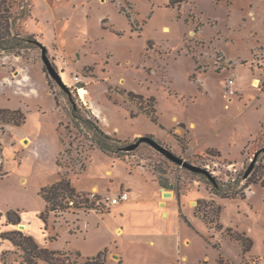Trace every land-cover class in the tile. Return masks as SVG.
I'll return each mask as SVG.
<instances>
[{
    "label": "rangeland",
    "instance_id": "1",
    "mask_svg": "<svg viewBox=\"0 0 264 264\" xmlns=\"http://www.w3.org/2000/svg\"><path fill=\"white\" fill-rule=\"evenodd\" d=\"M6 1L12 36H33L38 44L0 51V107L21 108L27 115L21 127L0 121V264L22 261V252L3 233L22 232L40 247L88 257L109 245L114 225L137 227L151 209V200L123 216L110 213L116 206L71 208L52 212L45 229L38 216L45 209L39 187L60 175L74 187H87L80 192L106 198L130 192L141 181L167 189L163 180L181 204L171 200L169 215L156 218L159 226L151 230L170 231L175 237L160 241L175 252L180 239L188 238L183 264H215L220 252L235 259L240 252L235 264H264V153L244 177L264 148V0H189L179 9L169 0ZM43 48L70 93L46 72ZM130 91L139 97L129 96ZM73 103L83 117L97 119L107 134L122 141L118 155L91 148L90 130L78 129L69 117ZM152 108L156 124L145 114ZM145 137L207 169L235 197L216 195L205 175L169 160L147 142L124 150ZM34 152L44 160L28 156ZM219 206L225 228L256 238L249 254L194 213H208L211 220ZM10 212L21 217L19 225L7 224ZM119 242L107 248V264H121L114 252ZM123 243L130 250L150 247L148 239L135 240L131 234Z\"/></svg>",
    "mask_w": 264,
    "mask_h": 264
},
{
    "label": "trees",
    "instance_id": "2",
    "mask_svg": "<svg viewBox=\"0 0 264 264\" xmlns=\"http://www.w3.org/2000/svg\"><path fill=\"white\" fill-rule=\"evenodd\" d=\"M216 2L230 3L231 0H215ZM189 0H169V5L172 8H181ZM10 6L7 5L6 0H0V51H14L16 48H27L28 44H38L33 36L23 39L16 38L12 36V25L13 17L10 13ZM12 20V21H11ZM27 43V45H24ZM129 96L139 97L132 91H130ZM142 98V97H140ZM155 109L145 111V114L150 118L153 123H157V117L155 116ZM71 121L74 126L80 129L82 126H86L90 130L91 135V148L95 147L106 155L119 154V151L123 149L122 141L116 136H111L107 134L99 125L97 119L85 118L81 115L80 109L73 103V108L69 113ZM91 117V116H90ZM27 115L20 109H11L8 107H0V121L4 124H13L17 127H21L26 123ZM96 122L95 123L93 122ZM3 148L0 142V176L2 174V158ZM260 157V156H259ZM257 158L256 164L259 161ZM255 164V165H256ZM57 165L63 167L59 160H57ZM6 175V174H5ZM202 175V174H199ZM60 178L56 180L51 185L44 186L39 190V196L45 201L47 207L44 212L40 214V219L45 226H48L49 216L52 212H59L71 209L69 201L76 200L79 198L80 194H85L84 192H78L77 189L72 185V181L69 177L65 175H60ZM264 187V182L262 183ZM214 193L222 198H234L236 193L227 192L222 189V184L217 182L214 185ZM161 186L167 189H171L167 183L163 180L161 181ZM232 193V194H231ZM78 202V201H76ZM201 203V202H199ZM78 206V204H77ZM218 213L216 216L210 220L208 213H201L198 209L196 214L202 218L205 223L210 227L215 229L217 232H221L227 236L231 241L239 244L241 251L244 255L251 252L254 246V240L248 236L246 232H240L233 228H225L221 224V207L217 208ZM181 217L188 222L187 218L183 214ZM22 219L19 215L14 212L7 214V224L17 226L21 223ZM1 237L12 243L13 246L17 247L22 252V261L20 264H39V262H44L45 264H107L106 253L107 249L99 252L95 256L84 257L81 252H69L63 250H53L46 247H40L34 238L30 235H24L22 232L11 231L1 234ZM216 248L220 249L218 244L214 245ZM6 252L3 253L5 256ZM122 264V261H119ZM216 264H235L232 260L228 259L222 252H220Z\"/></svg>",
    "mask_w": 264,
    "mask_h": 264
},
{
    "label": "crops",
    "instance_id": "3",
    "mask_svg": "<svg viewBox=\"0 0 264 264\" xmlns=\"http://www.w3.org/2000/svg\"><path fill=\"white\" fill-rule=\"evenodd\" d=\"M28 156L32 157L33 159H39V160H44V158H45L44 157L45 155L38 156L37 154H35V152L31 153ZM28 156H26V157H28ZM53 157H54V159H56L55 155ZM57 176H59V173L56 175V177ZM42 187H44V186H40L39 190ZM75 188L77 189L78 192H80L81 190H84L87 187H83V186L76 184ZM91 190H95V188H91ZM97 190L103 195L105 194V191H106V190L103 191L102 188H97ZM121 192H124V191H119L117 193V195H119ZM166 192H170V190L162 189L159 187L158 188L156 187L154 189L153 187H149L147 182H142V181L138 183V186L137 185L134 186V188L130 192H128L130 195L129 201L122 202L118 206L114 207L110 213L111 214L119 213L121 216H123L125 213H127L131 210L132 211L137 210L136 208H138V205L140 203H144L143 201H148V200H151L150 202H152V206H150L151 209H147V214L143 216L142 222H140V225L137 227H131V228H128L127 230H125L124 226L122 225V222L120 224L114 225L113 226V238H112V240H110V243L107 247L99 250L97 252V254L99 252L106 250L111 245V241L120 239L118 246L114 247V252L118 255L119 261H122L123 264H183V263H187L188 257L182 253V247L190 245V241L188 240V238L180 239L178 249L175 252L174 250H171L168 247H166L165 245H163L162 242L160 241L161 236L162 237L165 236L168 238L175 237V236L171 235L170 231H168L166 228L161 229V227L157 228L156 231L151 230V228H154V226L155 227L157 225L159 226L156 218L157 219H158V217L166 218V213H168V215H169V210H167V207L171 203V200L173 202L178 201V204L180 207L181 198L178 197L177 194H173L171 192L172 196L167 198V199H164V193H166ZM38 193H39V191H38ZM38 196H39V194H38ZM146 196H148V197H146ZM145 199H147V200H145ZM44 203H45V201H44ZM46 207H47V204L45 203V209H46ZM45 209H44V211H45ZM44 211L41 210L39 212L38 216L40 217V214ZM178 213H182L181 208H179ZM194 213H196L195 209H194ZM111 214H109V217L108 216L107 217L110 218ZM96 216L98 217V219H100L99 215H96ZM105 219H100V221L104 222ZM100 226H101V224H99V227ZM118 228L123 229L122 232L124 231V233L123 234L121 233L122 235L117 234ZM130 234L135 236V240L144 239V238L148 239L149 246L152 248L153 251L150 250V247L148 249H145V250H144V247L143 248L140 247L137 250H130L129 247L127 246V244L123 243L124 241H126V238ZM252 238H253V240H256V238L254 239L253 236H252ZM155 252H156V254H155ZM176 253H178V255ZM97 254H95V255H97ZM159 255H161L163 257H171V258L175 257V258H177V260H176V262L164 261V260H155V259H160ZM225 256L232 261L239 262L240 252H239V258H237V259H235L229 255H225ZM260 259H264V256H262V258H260ZM215 264H216V262H215Z\"/></svg>",
    "mask_w": 264,
    "mask_h": 264
},
{
    "label": "water",
    "instance_id": "4",
    "mask_svg": "<svg viewBox=\"0 0 264 264\" xmlns=\"http://www.w3.org/2000/svg\"><path fill=\"white\" fill-rule=\"evenodd\" d=\"M42 59L44 61L45 67H46V72L48 73V75L57 82L58 85H60L61 88H63L66 92L70 93V90L68 89V87L65 85V83L63 82V79L61 78L58 70L55 68V66L53 65V63L50 61V59L47 56V50L45 48H43V52H42ZM141 142H147L149 143L153 148H155L157 151H159L161 154H163L164 156H166L169 160L177 163L180 166L185 167L186 169L197 173V174H202L205 175L212 183H214V185H217V180L215 179V177H213V175L205 168L193 165L189 162H187L186 160L180 158L179 156H177L176 154H174L172 151L168 150L167 148H165L164 146H162L161 144H159L155 139L151 138V137H145L141 140H139L137 143L132 144L128 147H126L124 150L125 151H132L134 149H136ZM264 153V148H262L261 150H259L255 155L254 158L252 160L251 165L249 166V168L247 169L246 173H245V178H248L249 175L252 173V171L254 170L257 158L260 156V154ZM172 196L171 192H166L164 193V197L169 198ZM21 226V225H20ZM117 258V257H116Z\"/></svg>",
    "mask_w": 264,
    "mask_h": 264
},
{
    "label": "built area",
    "instance_id": "5",
    "mask_svg": "<svg viewBox=\"0 0 264 264\" xmlns=\"http://www.w3.org/2000/svg\"><path fill=\"white\" fill-rule=\"evenodd\" d=\"M229 83L233 84L234 81L231 80L229 81ZM229 94L234 95L235 91L233 89H230ZM129 198V193L127 191L121 192L119 195L111 198L102 197L96 191H93L89 194H80L79 198H77L76 200L69 201V205L71 208H75L78 211H97V208L101 206L103 207L105 205L109 207L118 206L122 202L128 201Z\"/></svg>",
    "mask_w": 264,
    "mask_h": 264
},
{
    "label": "bare ground",
    "instance_id": "6",
    "mask_svg": "<svg viewBox=\"0 0 264 264\" xmlns=\"http://www.w3.org/2000/svg\"><path fill=\"white\" fill-rule=\"evenodd\" d=\"M165 30L166 31H168L169 29L168 28H165ZM80 93L82 94V95H85L86 94V91L84 90V89H80ZM20 229H22V230H25L26 229V226L24 225V224H22L21 226H20ZM118 232H119V234L121 235V233H122V229H118Z\"/></svg>",
    "mask_w": 264,
    "mask_h": 264
}]
</instances>
